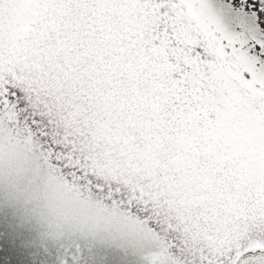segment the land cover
Segmentation results:
<instances>
[{
  "label": "snow or ice",
  "instance_id": "obj_1",
  "mask_svg": "<svg viewBox=\"0 0 264 264\" xmlns=\"http://www.w3.org/2000/svg\"><path fill=\"white\" fill-rule=\"evenodd\" d=\"M0 264H264V0H0Z\"/></svg>",
  "mask_w": 264,
  "mask_h": 264
}]
</instances>
